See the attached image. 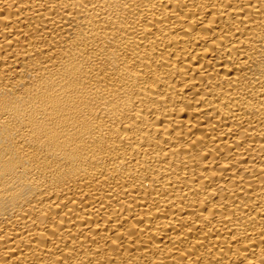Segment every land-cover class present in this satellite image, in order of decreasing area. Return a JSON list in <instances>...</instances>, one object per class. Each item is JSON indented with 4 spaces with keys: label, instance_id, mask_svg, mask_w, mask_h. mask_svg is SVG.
<instances>
[{
    "label": "bare ground",
    "instance_id": "obj_1",
    "mask_svg": "<svg viewBox=\"0 0 264 264\" xmlns=\"http://www.w3.org/2000/svg\"><path fill=\"white\" fill-rule=\"evenodd\" d=\"M0 264H264V0H0Z\"/></svg>",
    "mask_w": 264,
    "mask_h": 264
}]
</instances>
